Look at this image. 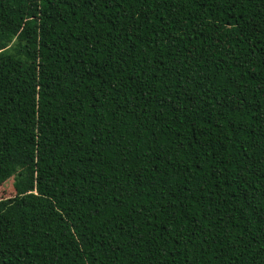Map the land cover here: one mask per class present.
Instances as JSON below:
<instances>
[{"label": "trees", "instance_id": "trees-1", "mask_svg": "<svg viewBox=\"0 0 264 264\" xmlns=\"http://www.w3.org/2000/svg\"><path fill=\"white\" fill-rule=\"evenodd\" d=\"M13 176L0 264H264V0H0Z\"/></svg>", "mask_w": 264, "mask_h": 264}, {"label": "rangeland", "instance_id": "rangeland-1", "mask_svg": "<svg viewBox=\"0 0 264 264\" xmlns=\"http://www.w3.org/2000/svg\"><path fill=\"white\" fill-rule=\"evenodd\" d=\"M14 182H15V177L13 176L8 180H6L2 185H0V199H4L7 198L8 196H13L15 194L13 187Z\"/></svg>", "mask_w": 264, "mask_h": 264}]
</instances>
